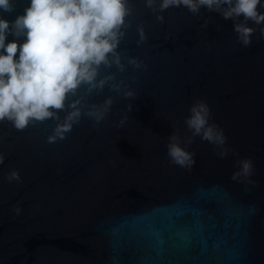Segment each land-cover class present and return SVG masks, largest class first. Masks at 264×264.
Wrapping results in <instances>:
<instances>
[{
	"label": "water",
	"instance_id": "obj_1",
	"mask_svg": "<svg viewBox=\"0 0 264 264\" xmlns=\"http://www.w3.org/2000/svg\"><path fill=\"white\" fill-rule=\"evenodd\" d=\"M12 2V12L0 10L9 22L30 5ZM159 2L154 13L146 0H128L130 26L117 49L124 70L102 66L98 79L114 76L102 90L81 86L69 97H83L85 112L111 98L99 123L82 115L64 140L48 143L53 119L23 131L0 121V264H264L261 26L249 21L256 32L244 47L231 19L206 8L160 13ZM196 100L208 103L230 151L221 159L194 137L182 143L195 153L188 170L170 163L166 145L174 133L182 142L191 135L184 119ZM246 157L255 186L232 179ZM13 170L20 182L8 181Z\"/></svg>",
	"mask_w": 264,
	"mask_h": 264
},
{
	"label": "clouds",
	"instance_id": "obj_2",
	"mask_svg": "<svg viewBox=\"0 0 264 264\" xmlns=\"http://www.w3.org/2000/svg\"><path fill=\"white\" fill-rule=\"evenodd\" d=\"M145 6L154 13L157 11L156 0H146ZM171 7H184L193 14L206 8L225 20L231 19L237 41L244 47L251 45L256 32V28L248 26L249 21L261 26L259 31L264 37L261 0H160L158 11L163 13ZM0 10L12 12V0H0ZM131 12L128 0H30L24 14L14 21L0 18V121L7 120L16 130L23 131L30 124L53 119L57 123L48 143L64 140L82 115L99 123L109 111L111 98L103 106L92 104L85 112L83 97L71 102L69 97H75L81 86H86L89 93L102 90L114 78L110 74L98 79L102 66L111 68L114 64L124 70L117 49L130 26L126 18ZM157 19L163 21V16L158 15ZM138 32L140 44L146 37L143 28ZM7 35L14 39L6 44ZM20 38H24L23 43H18ZM128 63L136 68L141 66L137 58H129ZM112 88L120 90L119 85ZM124 95L133 97L134 93L126 91ZM188 111L184 124L191 135L183 142L175 133L169 136L166 147L170 163L191 170L196 163L195 153L186 150L182 143L190 145L197 136L214 145V150L220 149L221 159L226 158L230 151L224 147L227 136L217 124L210 123L208 103L196 100ZM60 112L66 113L62 122ZM4 159L0 155V164ZM236 166L238 170L232 179L240 182L243 178L255 186L250 179L254 171L251 157L238 159ZM7 179L10 183L20 182L19 172L11 171Z\"/></svg>",
	"mask_w": 264,
	"mask_h": 264
}]
</instances>
